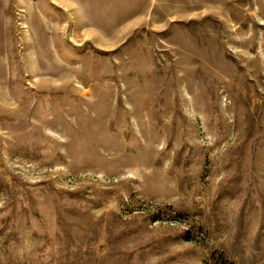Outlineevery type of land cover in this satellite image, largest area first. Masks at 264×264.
I'll use <instances>...</instances> for the list:
<instances>
[{"label":"rangeland","instance_id":"rangeland-1","mask_svg":"<svg viewBox=\"0 0 264 264\" xmlns=\"http://www.w3.org/2000/svg\"><path fill=\"white\" fill-rule=\"evenodd\" d=\"M0 264H264V0H0Z\"/></svg>","mask_w":264,"mask_h":264}]
</instances>
